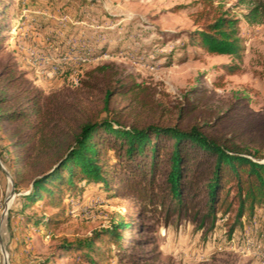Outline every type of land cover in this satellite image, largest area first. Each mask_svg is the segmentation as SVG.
Segmentation results:
<instances>
[{
    "label": "trees",
    "instance_id": "16d2710c",
    "mask_svg": "<svg viewBox=\"0 0 264 264\" xmlns=\"http://www.w3.org/2000/svg\"><path fill=\"white\" fill-rule=\"evenodd\" d=\"M239 1L253 5L247 17L264 14V0ZM8 2L0 0V44L8 30L1 19ZM215 13L208 21L198 19L202 29L191 42L211 53L237 54L240 20L226 11ZM86 74L88 79L80 82L102 90V106H81L57 93L31 94L24 74L13 65L2 67L0 159L7 170L0 166V177L11 175L18 192L28 190L15 211L40 204L44 217L31 219L50 229L66 215L70 196L91 185L110 194L117 184L120 195L151 212L149 218L161 212L168 222L174 214L187 215L212 231L220 218L230 217L231 236L244 219L264 221V155L250 144L260 138L263 126L245 124L237 106L224 112L205 106V87L185 94L169 110L131 75L114 82L118 73L107 64ZM248 137L249 144L243 143ZM112 218L109 228L93 235H52L58 244L44 264L72 250L86 264H152L137 251L148 238L128 234L134 226L147 231L151 223H135L119 211Z\"/></svg>",
    "mask_w": 264,
    "mask_h": 264
},
{
    "label": "rangeland",
    "instance_id": "374dc122",
    "mask_svg": "<svg viewBox=\"0 0 264 264\" xmlns=\"http://www.w3.org/2000/svg\"><path fill=\"white\" fill-rule=\"evenodd\" d=\"M21 1L9 0L6 17L1 18L8 30L0 44V72L4 65H13L29 80L31 94L57 93L81 106H102V90L89 89L80 81L88 79V71L107 64L118 73L114 82L131 75L148 85L155 101L169 110H175L185 94L205 87V106L218 112L237 106L245 124L264 127V14L247 17L252 4L239 0H211L214 7L207 0ZM219 11L240 20L241 48L235 55L211 53L190 40L202 29L198 19L208 21ZM83 55L89 60L80 61ZM54 64L61 70L53 72ZM260 133L257 142L250 144L264 155V131ZM242 142L248 143L249 137ZM0 166L7 170L1 159ZM120 187L113 185L108 194L91 185L70 196L65 200L70 204L66 215L47 229L31 219L44 217L40 204L23 212L14 210L21 204L19 196L28 190L18 192L11 175L1 176L0 264H44L58 244L52 235H93L110 227L116 211L135 223H151L147 231L134 226L128 234L148 238L137 251L147 254L152 264H264L256 254L264 251V221L249 224L244 219L231 236L230 217L220 218L212 231L200 228L199 221L187 215L174 214L168 222L161 212L149 218L151 212L120 195ZM248 237L255 244L247 245ZM78 254L72 250L64 257L57 255L58 260L50 264H86Z\"/></svg>",
    "mask_w": 264,
    "mask_h": 264
},
{
    "label": "built area",
    "instance_id": "2783aa9c",
    "mask_svg": "<svg viewBox=\"0 0 264 264\" xmlns=\"http://www.w3.org/2000/svg\"><path fill=\"white\" fill-rule=\"evenodd\" d=\"M78 59L80 61H83V62L89 60V58L86 55L79 56ZM59 70H61V68L59 67V65L54 64L52 66V71L53 72H58ZM246 242H247V245H253V244H255L254 241H253V239H251L250 237H248L246 239ZM256 254L264 262V251L256 252Z\"/></svg>",
    "mask_w": 264,
    "mask_h": 264
}]
</instances>
